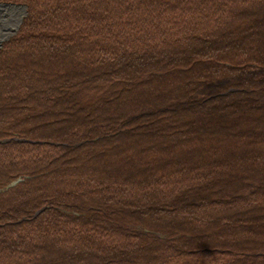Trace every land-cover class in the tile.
Listing matches in <instances>:
<instances>
[{
  "label": "trees",
  "instance_id": "16d2710c",
  "mask_svg": "<svg viewBox=\"0 0 264 264\" xmlns=\"http://www.w3.org/2000/svg\"><path fill=\"white\" fill-rule=\"evenodd\" d=\"M0 3V264H264V0Z\"/></svg>",
  "mask_w": 264,
  "mask_h": 264
},
{
  "label": "rangeland",
  "instance_id": "374dc122",
  "mask_svg": "<svg viewBox=\"0 0 264 264\" xmlns=\"http://www.w3.org/2000/svg\"><path fill=\"white\" fill-rule=\"evenodd\" d=\"M171 11L176 15H180V12L177 10L171 9ZM194 11H190L187 13V19L189 17H192L189 16V14H193V16L196 15ZM163 12L165 11H160L161 14ZM25 15V6L0 3V46L4 41L8 40L15 33ZM177 20L178 19L175 17V21Z\"/></svg>",
  "mask_w": 264,
  "mask_h": 264
}]
</instances>
